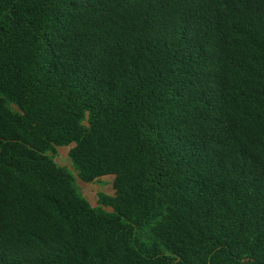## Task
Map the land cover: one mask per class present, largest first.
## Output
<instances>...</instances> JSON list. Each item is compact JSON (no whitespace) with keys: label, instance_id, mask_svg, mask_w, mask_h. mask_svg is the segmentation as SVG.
<instances>
[{"label":"trees","instance_id":"trees-1","mask_svg":"<svg viewBox=\"0 0 264 264\" xmlns=\"http://www.w3.org/2000/svg\"><path fill=\"white\" fill-rule=\"evenodd\" d=\"M109 174L92 206L76 178ZM245 259L264 263V0H0V264Z\"/></svg>","mask_w":264,"mask_h":264},{"label":"rangeland","instance_id":"rangeland-1","mask_svg":"<svg viewBox=\"0 0 264 264\" xmlns=\"http://www.w3.org/2000/svg\"><path fill=\"white\" fill-rule=\"evenodd\" d=\"M69 146L56 147L55 161L60 165L71 167V161L68 155ZM113 175H102L96 178L92 182H84L79 178H76V183L80 188L81 193L90 202L92 206L97 203L98 194L100 192L106 194H114V188L112 186ZM105 209L110 210L109 207Z\"/></svg>","mask_w":264,"mask_h":264},{"label":"water","instance_id":"water-1","mask_svg":"<svg viewBox=\"0 0 264 264\" xmlns=\"http://www.w3.org/2000/svg\"><path fill=\"white\" fill-rule=\"evenodd\" d=\"M239 264H264V263H261L255 259H245L241 261Z\"/></svg>","mask_w":264,"mask_h":264}]
</instances>
